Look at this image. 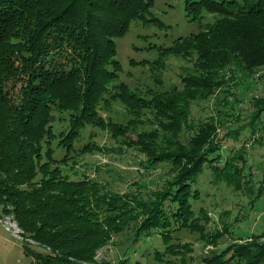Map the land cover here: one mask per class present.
Here are the masks:
<instances>
[{
	"label": "trees",
	"instance_id": "obj_1",
	"mask_svg": "<svg viewBox=\"0 0 264 264\" xmlns=\"http://www.w3.org/2000/svg\"><path fill=\"white\" fill-rule=\"evenodd\" d=\"M155 1L0 0V205L23 234L50 250L41 254L26 247L32 264H95L101 248L130 230L134 241L157 234L166 254L181 256L175 264H192L185 258L186 245L177 243L170 251L169 233L187 227L194 231L198 225L189 204L197 197L191 187L198 175L209 166L217 179L239 191L251 190L244 167L234 164L239 155L221 167L211 165L222 159L219 142L211 140L218 129L211 118L194 126L189 151L177 141L194 103L208 100L216 90L235 97L229 86L239 83L240 75L250 82L257 79L256 70L264 67V0H184L185 17L197 22L198 30L158 48L160 62L155 61L163 67L173 54L190 63L181 76L182 88L138 92L118 81L115 39L135 21L163 26L150 14ZM210 14L213 22L201 24ZM254 102L251 126L264 116V98ZM115 104L124 106L130 118L109 124L113 133L126 137L134 119L150 122L152 115L162 133L152 124L134 140L151 144L130 147L148 157L147 165L167 162L172 173L178 172L147 194L138 188L124 194L107 191L96 179H73L59 168L77 151L74 143L86 125H108L100 113ZM56 120L66 122L59 133ZM233 134L237 138L239 131ZM166 137L174 144L170 149L161 147ZM91 149L85 144L79 153ZM57 150L64 151L60 159ZM263 192L264 178L256 195ZM259 249L234 244L201 264H229L232 257L237 264L264 263Z\"/></svg>",
	"mask_w": 264,
	"mask_h": 264
},
{
	"label": "rangeland",
	"instance_id": "obj_2",
	"mask_svg": "<svg viewBox=\"0 0 264 264\" xmlns=\"http://www.w3.org/2000/svg\"><path fill=\"white\" fill-rule=\"evenodd\" d=\"M152 10L151 16L158 18L163 26L135 21L123 37L115 39L116 58L121 69L118 81L138 92L147 89L154 92L169 90L173 86L181 90L183 70L191 67V64L181 56L170 54L163 61V67H160L159 63H155L156 60L160 62L158 48L168 47L176 38L196 32L198 24L185 17L184 0H156ZM213 17L207 15L200 23L213 22ZM256 71L255 83L242 79L241 75L239 83L232 81L234 84L229 87L237 99L234 95H224L223 91L216 90L211 91L212 97L208 100L194 103L189 110L188 124L177 141L183 146L182 150L189 151L191 148L188 143L192 135L197 134L194 126L201 122L199 125L202 127V123L211 118L218 128L211 140L219 142L217 146L221 148L218 154L222 158L218 163L214 159L216 155L211 156L214 159L211 165L221 167L226 159L239 155V163L234 159V164L244 167L245 179L250 181L245 185L251 188L237 190L235 185L227 183L222 177L217 179L213 168L209 166L198 175L191 187L197 197L195 200L190 199L189 203L199 220H196L198 225L193 227L196 230L187 227L169 233L172 243L170 251L174 250L177 243L181 247L186 245L188 251H185V258L188 261L191 259L192 264H201L203 258H214L228 248L232 250L234 244L259 247L261 252L258 258L264 256V192L260 198L256 195L264 178V116L253 126L249 125L255 108L254 100L264 98V67ZM154 78L160 82H155ZM146 95L150 98L151 93ZM100 116L108 125L104 128L86 125V130L80 133L79 140L74 143L77 151L70 154L67 166L59 165L62 173H67L73 179L83 176L96 179L105 190L120 194L132 192L135 188L147 194L177 176L176 169L171 172L170 163L147 165L148 157L130 147L151 144L149 140H137V143L134 140L137 133L150 129L152 124L156 132L162 133L152 121V115L148 116L150 122L134 119L128 132L125 131L126 137H118L109 126L127 122L130 115L124 106L115 104L107 112L102 111ZM56 117H59L58 114ZM65 125V121L56 120L54 129L59 133ZM235 131H239L237 138L233 137ZM166 139L161 147L170 149L174 144L168 137ZM151 140L155 142V139ZM85 144L92 146L91 151L79 153ZM173 152L176 153L175 150ZM63 153V150H57L55 156L60 159ZM242 158L244 161H241ZM1 206L0 264H32L34 258L27 252L28 246L33 252L50 253L48 248L23 234L12 214L5 209L2 211ZM134 240L133 230L113 237L97 252L95 264H175L181 258L166 254L161 239L155 233ZM228 261L229 264H237L234 257Z\"/></svg>",
	"mask_w": 264,
	"mask_h": 264
}]
</instances>
